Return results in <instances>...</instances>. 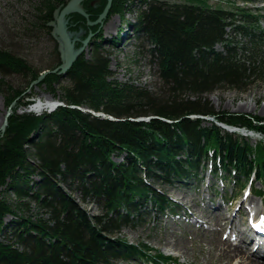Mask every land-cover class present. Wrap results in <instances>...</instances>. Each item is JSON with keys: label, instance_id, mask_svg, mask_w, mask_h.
I'll return each mask as SVG.
<instances>
[{"label": "trees", "instance_id": "obj_1", "mask_svg": "<svg viewBox=\"0 0 264 264\" xmlns=\"http://www.w3.org/2000/svg\"><path fill=\"white\" fill-rule=\"evenodd\" d=\"M69 1L37 0L24 31L51 35L49 25ZM183 1L113 0L108 16L136 9L135 31L152 46L163 97L113 78L97 28L89 58L82 53L65 77L48 74L36 86L43 72L63 63L55 38L54 62L44 71L0 50V94L9 108L34 105L37 87L63 104L40 115L13 112L0 136V264H169L172 257L119 237L144 203L162 212L174 209L150 181L197 177L209 164L214 174L220 170L236 183L251 175L264 181V119L217 112L206 98L225 88L244 93L264 81L262 15L249 7L255 0H233L232 10L212 8L207 0ZM106 4L87 10L91 21ZM13 76L24 79L25 87L10 83ZM149 117L156 119L134 121ZM218 124L261 140L254 147ZM114 156L124 161L116 163ZM6 192L14 195V205ZM90 202L101 215L82 207ZM10 215L15 219L5 224Z\"/></svg>", "mask_w": 264, "mask_h": 264}, {"label": "rangeland", "instance_id": "obj_2", "mask_svg": "<svg viewBox=\"0 0 264 264\" xmlns=\"http://www.w3.org/2000/svg\"><path fill=\"white\" fill-rule=\"evenodd\" d=\"M36 1L0 0V50H6L12 55L24 59L31 67L44 71L54 62L55 45L51 38H55L57 41L58 51L62 44L59 38L56 37L54 30L51 35L39 32L34 33L32 36L28 34L29 32L24 31V19H29L28 13L33 9ZM169 1L185 3L183 0ZM232 2L234 1L222 0L217 3L216 0H210V3L214 4L212 8L221 7L225 10L233 9ZM237 3L238 6H242V3L238 1ZM105 4V0H83L81 7L89 16V20L78 13L70 14L65 18V26L74 45L75 53L83 50V54L89 58L91 55L90 44L94 37L87 45H85V42L91 34L95 35L98 32L100 35L99 43L107 51L111 61L113 78L120 83L131 82L140 88L147 89L157 97H163L166 92L158 76V67L151 62L150 50L152 46L143 35L137 34L134 28L137 16L136 9L127 12L123 16L112 15L99 24L90 25V23H95L103 12L95 21H91L87 10L97 11ZM249 7L255 13L262 15L263 18L261 23L263 32L261 53L264 57V0H255V3L249 5ZM58 15L59 12L56 14V19ZM81 17L85 18L87 28L83 26ZM111 22L114 26L108 28ZM94 28H97L96 33L92 32ZM239 40L241 39L239 38ZM217 50L222 51V47L219 46ZM9 82L17 87H25L24 79L20 77L13 76L9 79ZM62 85L67 86L68 82L65 80ZM33 92L36 94L35 103L25 107V110L20 106L9 108L6 97L0 94V136L5 132L3 131L5 119L8 124V119L13 112L22 114L26 111L40 115L45 111L51 112L47 107L49 105L48 102L46 103L47 100L54 103L59 102L49 95L45 89L37 87ZM206 98L213 104L217 112L264 119V81L254 83L244 93L225 88L207 95ZM39 102L48 104L45 106V110H40L41 112L34 108L37 104H40ZM239 134L242 136V133ZM247 135L245 138L254 147L261 140V136L255 133ZM113 160L116 163H121L124 161V157L114 156ZM35 180H38V178H35ZM150 184L159 194L165 195L173 203L179 205L181 210L162 213L153 208L150 203H144L139 206L140 216L138 219L132 222L130 226L125 227L118 236L134 245L143 244L152 249L154 254L162 252L164 255L172 256L178 264H220L218 251L211 250L212 247H209L208 242L203 239L205 238L213 243L212 237L214 236L217 241H228L229 237L226 238V234L231 226L228 220L233 223L231 227L243 228L244 224L241 223L246 221L245 218H249L252 205L255 206L257 212H264V196L260 199L254 195L264 189V186L257 179H254L251 184L252 193L250 191L241 192L229 178L223 175L218 176L216 179L204 168L199 170L197 180L190 183L172 181L167 184L160 180L158 182L150 181ZM64 189L66 190V188ZM4 190L2 189V192ZM3 196L10 204L14 205L15 197L11 192H6ZM74 198L81 205L82 202L78 193H74ZM244 200L246 202L241 205ZM211 202H214V204L212 203V205ZM82 207L91 216H98L102 213L94 202L82 204ZM31 209L33 213H36L34 204L31 205ZM213 211L223 213L226 220L222 222V226L214 225V223L208 224L209 218L214 222ZM184 212L189 221L176 216V214L182 215ZM14 219V216H8L5 224H9ZM207 231L209 234H206ZM165 239H167V242ZM2 240H5V237ZM172 244H175V246ZM242 245L246 246L245 243H242ZM186 249L188 255L184 256ZM250 249L249 254L252 255ZM119 264L140 263L120 262Z\"/></svg>", "mask_w": 264, "mask_h": 264}, {"label": "water", "instance_id": "obj_3", "mask_svg": "<svg viewBox=\"0 0 264 264\" xmlns=\"http://www.w3.org/2000/svg\"><path fill=\"white\" fill-rule=\"evenodd\" d=\"M82 1L83 0H70L68 2V4L62 10L59 11V15H58L56 21L52 22L50 24L51 27L54 28L56 37L59 38V40H60V42L62 44L59 52H60V56H61V59H62L63 63H62L61 66H59L58 68L54 69L53 71H45V72H43L40 75V77L38 78V80L33 83V85H38L39 83H41L48 74H58V75H60L62 77H65L68 74V72L70 71V69L72 68V66L75 63V61L77 60V58L83 53L82 52L83 50L81 52L75 53L74 45H73V43H72V41H71V39L69 37V34H68L66 26H65V18L68 15L73 14V13L81 14L87 20H89V16L84 12V10L81 7V2ZM112 4H113V0H108L107 1V5H106L103 13L99 17V19L95 23H90V25H96V24H99V23L103 22V20H105L108 17L109 12H110V10L112 8ZM94 36L95 35L91 34L90 38H88V40L85 42V45H87L88 42ZM60 106H63V104L60 103V102H57V103L55 102V103H52L51 105H48L47 107H49L48 109H50L51 112H53L57 107H60ZM80 110H82L85 113H91V114L95 115L96 117H102V118H108L109 120H114L112 117H107V116H105L103 114H95L94 112L89 111L87 109H80ZM193 118H202V117L193 116ZM150 119H156V118H154V117L139 118V119L134 120V121H136V122H144V121L148 122ZM6 126H7V120L5 119V124H4V127H3V131H5ZM223 128L228 129L230 132H234L236 130V129H229L226 126H223Z\"/></svg>", "mask_w": 264, "mask_h": 264}, {"label": "bare ground", "instance_id": "obj_4", "mask_svg": "<svg viewBox=\"0 0 264 264\" xmlns=\"http://www.w3.org/2000/svg\"><path fill=\"white\" fill-rule=\"evenodd\" d=\"M112 26H114L113 22H111V24H109L108 28H110ZM116 29H118V28H116ZM47 102L49 105L54 103V102H51V100H47L46 103ZM48 104L40 103V104H37L34 108H35V110H38V112H41L40 110H42V111L45 110V108H46L45 106ZM245 202H246V200L241 202V205H242V203H245ZM251 207L254 208L255 206L252 205ZM212 214H213L212 216H213L214 222H212L211 218H209L208 224L214 223V225L222 226V224H223L222 222L224 220H226L223 217V213H221V211H213ZM250 217H251V213L249 212V218ZM228 222L231 224V226L233 225V223H231L232 222L231 220H228ZM231 226L229 227V231L230 232H233V231L237 232L236 233L237 234V240H235V241L231 240L230 238L228 239V241H217L214 236L212 237V241H214L213 243H211V241H209L205 238L203 239V240L208 242L209 247H212L211 250H217L218 251L219 263L220 264H264V247H262L259 250L256 248V251H254V252L252 250V255H250L249 249L252 248L251 245L249 246L250 237L244 238L243 233L240 231L242 229V227L240 228L238 226H235V227H231ZM237 227H238V229H237ZM215 232L219 233L217 231H215ZM206 234H209L208 231L206 232ZM165 241L167 242V239H165ZM242 243H245L246 246H243L244 244L242 245ZM172 245L175 246V244H172ZM260 246H264V243H260ZM187 255H188V250L186 249L184 256H187Z\"/></svg>", "mask_w": 264, "mask_h": 264}, {"label": "snow or ice", "instance_id": "obj_5", "mask_svg": "<svg viewBox=\"0 0 264 264\" xmlns=\"http://www.w3.org/2000/svg\"><path fill=\"white\" fill-rule=\"evenodd\" d=\"M254 227H258L261 230H264V218H261L259 224H254Z\"/></svg>", "mask_w": 264, "mask_h": 264}]
</instances>
